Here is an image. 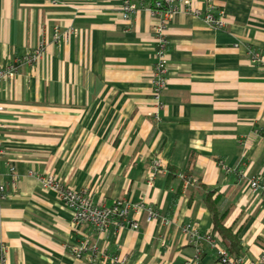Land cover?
<instances>
[{
	"label": "crops",
	"instance_id": "crops-1",
	"mask_svg": "<svg viewBox=\"0 0 264 264\" xmlns=\"http://www.w3.org/2000/svg\"><path fill=\"white\" fill-rule=\"evenodd\" d=\"M193 2L203 13L212 6L223 25L174 15L158 106L145 9L124 20L121 0H0V68L16 70L0 86L7 264H90V250L72 252L83 242L121 264H222L207 238L217 237L209 190L238 233L242 264H264V197L248 186L264 185V69L249 57H264V0ZM47 178L104 206L141 205L128 215L137 227L99 234L74 223Z\"/></svg>",
	"mask_w": 264,
	"mask_h": 264
},
{
	"label": "built area",
	"instance_id": "built-area-1",
	"mask_svg": "<svg viewBox=\"0 0 264 264\" xmlns=\"http://www.w3.org/2000/svg\"><path fill=\"white\" fill-rule=\"evenodd\" d=\"M50 4L56 5L61 0H47ZM212 7V6H211ZM202 12L201 8L196 6L193 0H121L120 14L122 19L128 20L130 15L140 8L145 9L152 20V33L154 41L155 62L152 69V96L161 106L160 95L166 86L167 82V70H168V50L167 47L170 43L167 36V28L177 13H190L198 17H202L215 27H221L223 25V15L218 17L212 13V8ZM43 48L40 43L33 51L31 55L27 56L28 61H35L39 57ZM250 61L264 69V57L258 52L249 53ZM16 73L15 68H0V86L7 80H11ZM2 105L0 104V110ZM2 153L1 141H0V154ZM158 171V166L155 164L150 173L152 178ZM184 177V176H183ZM186 181L189 179L185 178ZM188 182V181H187ZM45 183L51 185L58 192L59 200L61 203L69 208L73 213V221L76 224H89L99 234H104L111 224L122 227L125 224H129L130 227H137V220L128 218L131 209L137 214L141 205H134L132 208L123 200L115 201L111 206H104L99 202L93 201L90 195L85 191H78L70 187L61 185L59 182L54 181L51 178L45 179ZM250 189L259 191L262 197H264V185L260 183L259 178L251 179L248 182ZM4 197V187L0 185V198ZM155 212L148 208V216L150 219ZM184 230L188 232L191 238H199L200 233L197 227L191 223L184 225ZM211 246L217 249L220 255V261L222 264H242V258L238 263L227 253V251L221 247L218 242L207 236ZM90 250L93 255V259H90V264H118L122 262L116 255H109L103 251H98L95 246H88L85 242L79 245L72 246V252L76 257H81L84 252ZM94 258H97L94 261ZM0 264H7L3 250L0 248ZM121 264V263H120Z\"/></svg>",
	"mask_w": 264,
	"mask_h": 264
},
{
	"label": "trees",
	"instance_id": "trees-1",
	"mask_svg": "<svg viewBox=\"0 0 264 264\" xmlns=\"http://www.w3.org/2000/svg\"><path fill=\"white\" fill-rule=\"evenodd\" d=\"M168 171L173 172V169L169 168ZM213 194L214 191L209 190L205 195V202L209 209L212 221L211 234H215L217 236L214 239H216L218 244L227 251V253L235 260L236 263H238L243 255L241 240L238 236V233L233 232L229 227L224 225L226 213L221 212L219 208H217V200L216 198H212ZM214 253H216L218 260H220V255L215 248Z\"/></svg>",
	"mask_w": 264,
	"mask_h": 264
}]
</instances>
